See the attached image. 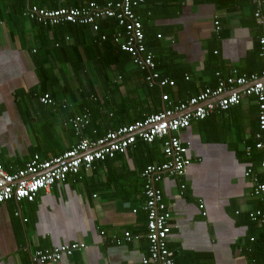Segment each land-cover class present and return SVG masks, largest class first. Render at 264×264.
I'll return each mask as SVG.
<instances>
[{
    "label": "crops",
    "instance_id": "crops-1",
    "mask_svg": "<svg viewBox=\"0 0 264 264\" xmlns=\"http://www.w3.org/2000/svg\"><path fill=\"white\" fill-rule=\"evenodd\" d=\"M93 2L0 0V165L10 174L36 156L51 160L84 139L97 141L168 108L160 94L149 97L132 63L123 68L118 59L106 72L101 69L102 59L94 53L101 27L96 32L89 26L84 38L68 27H45L25 17L30 5L86 8ZM255 11L250 0H147L139 8L158 71L176 79L164 93L173 105L217 87L218 73L264 78L263 29ZM123 70L125 82H118L123 88L116 95L106 85L120 80ZM44 95L55 103L42 104ZM124 98L127 107H119ZM90 109L89 124L77 135L71 121ZM258 114L256 98L245 96L238 106L193 122L180 134L191 143V164L183 177L159 183L172 210L168 247L175 264H263L264 225L249 218L262 202L245 176L261 158L253 148ZM248 146L251 155L245 153ZM165 161L161 141L138 140L124 155L41 191L34 202L1 204L0 264H33L37 251L74 243L87 248L48 264H143L149 242L141 173ZM126 232L139 239L113 243Z\"/></svg>",
    "mask_w": 264,
    "mask_h": 264
},
{
    "label": "built area",
    "instance_id": "built-area-1",
    "mask_svg": "<svg viewBox=\"0 0 264 264\" xmlns=\"http://www.w3.org/2000/svg\"><path fill=\"white\" fill-rule=\"evenodd\" d=\"M250 1L256 7L255 19L263 29L259 43L260 56L264 58V0ZM143 5L145 0H110L104 5L93 2L86 8L46 9L28 6L25 17L45 27L54 28L71 24L90 26L96 32L99 31L101 20L117 19L119 27L124 30L117 32L115 40L120 44L123 52L132 56V63L147 73L146 81L149 85H157L161 89L174 88L176 82L160 75L156 69L154 53L146 49L144 26L136 11ZM215 24L219 26L218 22ZM124 31L125 35L122 33ZM102 40L105 41L106 37L103 36ZM217 76H219L217 87L203 90L186 103L175 106L170 96L163 94L162 101L168 104V108L166 106L163 111L149 115L144 120L109 132L97 141L84 139L61 156L46 161H41L36 156L24 169L15 174L8 173L0 165V205L9 201L34 202L41 191H47L54 185L65 182L69 177L80 174L82 170L91 172L98 162L114 159L116 155H124L130 147L136 145L138 140L150 145L161 141L166 161L149 165L141 173L145 181L144 194L147 197L143 209L148 218L146 238L149 242V254L142 263L175 264L174 253L168 247V239L173 227L172 210L164 201L159 183L165 177H183L191 164L189 158L191 143L184 142L180 134L189 129L193 122L207 120L217 111L227 112L238 106L243 97L252 96L256 98L259 108V130L253 148L261 153V165L259 171L248 169L245 176L252 179L253 195L262 202V208L250 212L249 218L264 225V78L240 76L236 71L228 77H223L221 73ZM186 80L189 78L186 77ZM40 102L46 105L55 103L49 95L42 96ZM70 124L76 134L81 135L89 124V111L76 116ZM252 151L250 146L245 148L247 155H251ZM181 188L184 190L185 185ZM137 239L139 236L126 232L123 240L115 237L113 243L121 245L122 242ZM86 248L84 243H74L37 251L32 261L33 264L58 263L65 257H72L76 252H82Z\"/></svg>",
    "mask_w": 264,
    "mask_h": 264
},
{
    "label": "trees",
    "instance_id": "trees-1",
    "mask_svg": "<svg viewBox=\"0 0 264 264\" xmlns=\"http://www.w3.org/2000/svg\"><path fill=\"white\" fill-rule=\"evenodd\" d=\"M96 3L98 2L99 4L101 5H104L106 4L108 1L110 0H95ZM147 3V0H145V4ZM31 6V5H30ZM139 9H137L136 11L138 12ZM99 26L101 27L102 29V32L99 34V38L96 40L97 42H99L100 44L99 45H95V52L94 53H99V56L101 57L102 59V63H101V69L106 72V69L108 66H110L111 64H113V61L115 63H117L118 59L119 61L124 65L123 68H125V63H132V56L127 53V52H123L121 49H120V44L116 42L115 40V36L117 34V32L120 31H123L124 28H120L119 27V23L117 21V19H103L99 22ZM144 26V24H143ZM60 27H68L70 28V30H74L72 32H74L75 34H80L81 36H83L84 38H86V36L88 34L87 33V29L89 26H81V25H71V24H65V25H62ZM59 26L56 27L57 28H60ZM145 32V30H144ZM104 33V34H103ZM124 33V35L126 34L125 31L122 32ZM105 36L106 37V40L103 41L102 40V37ZM147 38V33H145V45H146V49L148 51H152L151 50V44H149V42L146 40ZM148 42V43H147ZM98 44V43H97ZM59 46V45H58ZM114 58H113V57ZM112 57V62L110 63V58ZM108 59V61L106 63L103 62L104 59ZM116 59V60H114ZM155 62H156V65H157V61H156V57H155ZM107 64V65H106ZM106 65V67H105ZM132 65L138 70L137 72L141 73V77H142V82L144 83V86L146 88V90L148 91V95L150 98H155L157 99V97L160 96L162 97V95L165 93V89H161L159 86L157 85H154V86H150L149 83L146 81V76H147V73L146 72H143L141 71L137 66H135L133 63ZM157 71H158V68H156ZM124 70L123 71H120V77L118 79L120 80H111L112 84L109 83L106 85V87H110L114 93L117 95L118 92L120 93V90L123 88V85L122 84H119L118 82L119 81H122L123 80V83L125 82V79L124 78ZM159 72V71H158ZM160 73V72H159ZM161 75V73H160ZM176 80V79H175ZM174 80V81H175ZM176 82V81H175ZM162 99V98H161ZM127 98H124L122 101H121V104L119 107H124V105H126L127 107ZM97 107H100L99 105ZM89 113H90V118H91V115H92V111L91 109L89 110ZM91 120V119H90ZM206 121V120H204ZM202 121V122H204ZM137 122V121H136ZM134 124V123H133ZM86 128V127H85ZM119 128V127H118ZM118 128H115L114 130L118 129ZM112 130V131H114ZM88 131V129H87ZM112 131H109V132H112ZM102 138V137H101ZM142 141V140H141ZM145 143V142H144ZM259 152V151H258ZM260 153V152H259ZM261 154V153H260ZM157 164V163H156ZM253 164V163H252ZM261 165V158L259 159V166ZM258 166V167H259ZM258 167H254V166H250L249 168L250 169H253L254 168H258ZM260 168V167H259ZM258 168V169H259ZM175 262V261H174Z\"/></svg>",
    "mask_w": 264,
    "mask_h": 264
}]
</instances>
